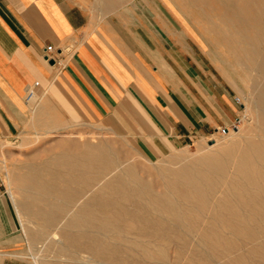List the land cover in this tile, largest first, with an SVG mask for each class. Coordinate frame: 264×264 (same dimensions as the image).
Here are the masks:
<instances>
[{
  "label": "bare ground",
  "instance_id": "1",
  "mask_svg": "<svg viewBox=\"0 0 264 264\" xmlns=\"http://www.w3.org/2000/svg\"><path fill=\"white\" fill-rule=\"evenodd\" d=\"M215 1L188 3L223 9L211 27L254 72L258 132L215 140L183 162L182 155L169 157L154 169L155 180L131 163L110 171L115 154L101 143L82 144L70 156L56 154L53 163L29 170L20 182L36 203L21 202L20 210L45 228L63 217L64 226L50 236L57 243L64 238L66 250L90 252L104 264H264V28L258 24L264 6L261 0ZM48 194L73 203H48Z\"/></svg>",
  "mask_w": 264,
  "mask_h": 264
},
{
  "label": "crops",
  "instance_id": "2",
  "mask_svg": "<svg viewBox=\"0 0 264 264\" xmlns=\"http://www.w3.org/2000/svg\"><path fill=\"white\" fill-rule=\"evenodd\" d=\"M159 11L0 0V143L22 131L30 109L34 125L51 128L101 121L133 105L132 126L152 157L230 125L238 113L234 97L198 44L187 43ZM47 47L65 63L60 71L44 59ZM6 202L0 191V264H28L12 254L19 239Z\"/></svg>",
  "mask_w": 264,
  "mask_h": 264
},
{
  "label": "rangeland",
  "instance_id": "3",
  "mask_svg": "<svg viewBox=\"0 0 264 264\" xmlns=\"http://www.w3.org/2000/svg\"><path fill=\"white\" fill-rule=\"evenodd\" d=\"M186 1L187 3L185 0H114L113 2L109 0H78V3L91 9L92 12L100 13H114L117 9H123L130 15L151 14V9H155L159 13V10L163 11L172 20L173 29L185 35L187 43L198 44L199 49L203 51L205 56V63L213 67L216 76L226 87L231 97H234V101L239 98L240 103L235 102L238 105L236 107L237 116L242 121L236 130H230L238 134L228 138L229 136H220L217 129L204 137L193 138L185 145H173L168 153H157L152 157L151 153L138 142V127L132 126V114L136 112V115H138V111L134 110L133 105H126L123 112L112 114L101 121H92L85 124L78 121L61 122L51 128L34 125L36 121L34 114L31 112L33 109H30L27 123L22 131L11 142L0 143V191L7 199L8 203H6L9 204L8 208L13 227L19 239L12 254L19 255L28 264H104L103 262H105L90 252H80L75 249L66 250L65 247L68 242L64 238H61L59 243L51 238L50 234L53 230L58 232L60 227L64 226L65 219H62L63 217L57 218V221L50 228H45L41 226L42 222L39 219L20 210L21 202L36 203L20 182L23 175L25 176L31 169L39 168L40 170L43 164L53 163L56 154H60V156L68 154L67 156H70L82 144L99 145L101 143L105 147L108 145L113 149H110L112 154H115L116 160L114 165L110 167V171L115 169V165L123 167L131 163L138 173L144 174L148 171L151 176L147 177L151 178L150 180H155L156 168L160 163L167 164L169 157L177 154L182 155L181 162H183L188 158L199 156L215 140L225 143L230 141L229 139H235L234 136L240 140L246 138L245 136L249 137L251 134L258 132L260 125L257 124L256 112L252 104V99H254L253 80L249 76H253L254 72L247 71L246 66L240 63L237 54L234 53L235 51L232 52L231 47L216 40L215 32L211 27V23L217 25V18L223 13V9L214 6L213 8L199 10L193 5H189L188 0ZM210 1L214 2L215 0ZM236 1L239 2V0ZM261 3L264 6V0H261ZM258 24L262 29L264 28V16L260 18ZM255 30L256 28L252 27L248 29V32L253 33ZM234 40L236 43V39ZM193 49L196 50L194 47ZM62 64L65 63L62 62ZM57 69L60 71L61 67ZM30 108H33V104L30 105ZM65 170L68 171L69 169ZM105 171V169H102L101 173ZM90 173L92 172L90 171ZM7 192L13 198V202H11ZM46 202L51 204L73 203L69 199H58L52 194H48ZM35 208L37 209L34 205L32 210L34 211ZM69 208H72V206H69ZM60 243H63V245ZM169 258L170 263H172L174 253L171 250L169 251Z\"/></svg>",
  "mask_w": 264,
  "mask_h": 264
},
{
  "label": "built area",
  "instance_id": "4",
  "mask_svg": "<svg viewBox=\"0 0 264 264\" xmlns=\"http://www.w3.org/2000/svg\"><path fill=\"white\" fill-rule=\"evenodd\" d=\"M52 53H53V49H52L51 47H47V48H45V51H44V53H43V57H44V59H45L46 61H49L50 59H53V60H54V64L57 65L58 67H61V68H62V67L64 66V65L62 64V61L59 60V59H57V58H55V57H53ZM37 85H38V82H35L34 85L28 89V95H29V94H34V89H35V87H36ZM235 101H236L237 103H240L239 98H236ZM241 121H242V119H241L240 117L237 116V117L235 118V120H234L230 125L220 127V128L218 129V134H219L220 136H225L226 134H228V133L230 132V130H232V131H233V130H236V129L239 127Z\"/></svg>",
  "mask_w": 264,
  "mask_h": 264
},
{
  "label": "water",
  "instance_id": "5",
  "mask_svg": "<svg viewBox=\"0 0 264 264\" xmlns=\"http://www.w3.org/2000/svg\"><path fill=\"white\" fill-rule=\"evenodd\" d=\"M49 63L50 64H54V60L53 59H50Z\"/></svg>",
  "mask_w": 264,
  "mask_h": 264
}]
</instances>
